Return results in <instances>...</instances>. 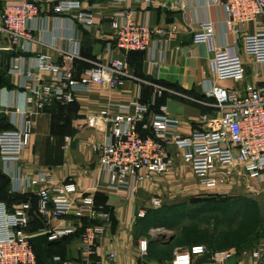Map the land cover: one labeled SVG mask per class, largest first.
<instances>
[{"label":"built area","instance_id":"2783aa9c","mask_svg":"<svg viewBox=\"0 0 264 264\" xmlns=\"http://www.w3.org/2000/svg\"><path fill=\"white\" fill-rule=\"evenodd\" d=\"M40 1L20 0L5 3L0 9V49L16 51L10 56L6 73L14 86L0 88V111L6 112V121L11 126L0 130V170L10 180V193L30 195L28 200L11 207L0 200V264H39L30 237L42 232H49V238L55 240L78 232L84 264H102L100 250L111 214L96 202L100 184L133 198L142 184L164 176L174 165L175 156L190 166L200 187L215 194L226 195L227 188L237 178L264 182V87L250 84L242 93L237 88H224L210 82L206 95L215 102L205 104L211 105L215 114L203 113V125L185 135L180 131V119L171 115L166 105H161L158 111L151 107L164 94L188 96L157 81L137 77L130 72L126 56L130 51H143L159 61L175 38V28L165 29L137 21L130 5L119 16L111 18L114 36L108 43V49H117L124 56L112 57L109 63L92 61L78 75L74 61L82 59V40L72 36L68 39V49L55 47L61 61L50 53H36L30 56L31 67L26 68L27 54L32 52L35 42L33 23L40 17ZM51 1L55 14H70L76 29L92 26L93 14L83 9L82 0ZM112 1L126 3L129 0ZM131 1L147 6L152 2ZM211 2L224 10L225 22L235 43L219 45L212 21L200 23L193 35L194 42L205 43L213 53L210 69L218 78L241 81L245 77V63L239 43L247 54L264 63V26L254 34L244 32L247 23L264 19V0ZM2 65L3 60H0V67ZM129 79L151 88L150 101L144 102L140 95L127 102L111 101L87 118L90 127L106 132L104 139L93 146L99 156L100 176L92 186L82 190L73 181L56 182L47 171L31 176L24 172L22 156L31 143L35 115L53 103L74 102L77 93L90 92L96 84L117 90ZM69 140L67 137V144ZM33 198L44 224L38 232L29 231ZM152 203L159 207L161 200L155 196ZM145 214V210L137 212L138 217ZM68 216L77 219L80 225L54 226V220ZM85 219L90 221L86 226L81 223ZM139 247L141 254L146 255L147 239H140ZM237 255V250L232 248L210 251L204 244L194 245L177 251L173 263L193 264L204 257L199 264H228ZM240 255L250 256L256 264H264V240L250 250H241ZM109 257L112 259L114 254L110 253ZM53 259L61 260L59 256Z\"/></svg>","mask_w":264,"mask_h":264},{"label":"crops","instance_id":"0c3cea01","mask_svg":"<svg viewBox=\"0 0 264 264\" xmlns=\"http://www.w3.org/2000/svg\"><path fill=\"white\" fill-rule=\"evenodd\" d=\"M18 1L20 0H0V9L5 3ZM82 1L83 9L93 14L90 29L82 27L76 29L70 14L57 16L53 11L54 2L40 1V17L33 23L36 27L33 32L35 42L32 45V52L27 54L26 68L31 67L30 56L36 53H50L57 61H61V54L55 47L68 49L70 47L68 39L72 36H78L82 40V59L74 61V68L78 75L85 67L90 66L92 61L109 63L112 57L124 56V53L117 49H108V43L113 41L114 36L111 18L119 16L131 5L136 12L137 21L148 22L165 29H176L171 46L166 48L159 61L153 60L146 52H132L126 56L130 72L137 77L157 81L188 96L185 98L164 94L151 107L152 110L158 111L161 105H166L168 112L180 119L182 123L180 131L183 134L188 135L203 125L201 120L203 113L215 114V109L205 104V102L209 104L215 102L213 97L206 95L210 82L224 88H237L242 93L250 84L264 87V63L257 62L255 57L247 54L241 43L238 44L239 52L245 63V77L241 81L220 79L211 71L210 60L213 53L208 50L205 43L194 42L193 35L200 27V23L212 21L215 24L216 42L219 45H232L236 40L226 25L224 10L214 5L211 0H152L150 6L145 3L134 4L131 0L126 3L112 0ZM263 26L264 19L258 18L247 23L244 26V32L254 34L262 30ZM0 60H3L2 54H0ZM12 80L16 83L15 77ZM139 95L144 102H149L151 88L142 85L138 80L129 79L117 90H109L104 85L96 84L90 92L77 93L75 101L68 103L63 110L58 105L59 102L47 106L43 112L33 118L35 133L31 137L30 146L22 156L21 164L24 172L31 176L40 171H47L53 175L56 182H62L71 177L73 179L71 181L82 190L92 186L100 176L99 165L96 164L98 157L92 147L104 139L106 132L102 128L98 130L90 127L87 118L108 102H127ZM55 108H58L56 114L67 115L72 125L70 130H62L57 135L53 133L51 135L48 119L50 112ZM39 126L43 127L47 138H51L50 135L55 139L64 137L65 143L66 138L69 137L67 145L70 146V151H66L67 149L60 144V141L56 143L54 139L40 140L41 138L37 135ZM173 151L175 152V149ZM174 161L176 163L177 156L174 157ZM183 163L186 165L185 162ZM156 180L142 184L133 198L111 190L103 183L100 184L96 193V202L111 214L107 224V234L100 250L102 264H174L175 253L189 248L176 245L173 241L175 235L172 239L169 237L166 240L167 231L162 228H151L146 232V236L140 229L139 220L142 217H138L137 212L144 208L139 202L147 192V186H155ZM242 180L244 179L237 178L227 188V192L234 186L239 187ZM245 180L249 181L255 190L264 194V182L257 179ZM86 222V219L81 220L83 225ZM53 223L54 226L64 223L80 225V222L72 216L56 219ZM147 235L156 238H149ZM140 239L148 241L146 255L141 254ZM50 253L53 258L56 256L61 258L60 262L54 261L55 264H84V255L79 247L78 236L58 239V243L50 247ZM110 253L114 254L112 259L109 257ZM202 260L204 257L198 258L193 264H199ZM232 260L228 264H256L250 256L235 257Z\"/></svg>","mask_w":264,"mask_h":264},{"label":"rangeland","instance_id":"374dc122","mask_svg":"<svg viewBox=\"0 0 264 264\" xmlns=\"http://www.w3.org/2000/svg\"><path fill=\"white\" fill-rule=\"evenodd\" d=\"M58 105L63 110L67 103ZM57 111L58 108L53 109L48 119L51 135L52 133L57 135L62 130H70V125H72L67 115H57ZM44 132L43 127L37 128L40 140L52 141L54 139L56 143L60 141V144L67 149L66 151H70V146L67 142L64 143V137L55 139L50 135L51 138H47ZM94 153L98 157L96 163L98 166L99 156L95 151ZM89 161L93 163L92 160ZM183 162L177 156L176 163L174 161L175 164L171 169L164 176L157 178L156 185L147 186V192L139 202L146 211L143 220H139L143 235L146 236L148 226L166 230V240L171 235L179 238L183 237L187 231L196 230L209 237L207 242L211 243L213 249L232 248L238 252L236 257H246L240 255L241 250H250L264 240V194L251 187L247 180H242L239 187L234 186L226 195L202 189L198 187L190 166L184 165ZM71 180L73 179L70 177L65 181ZM153 196L160 198L159 207H155L151 202ZM244 199L252 200V202L249 203ZM255 203V216L248 214L253 220L245 221L244 219L241 222V219L248 213L249 206L252 207ZM35 225L42 226L39 220L35 221ZM147 237L156 238L152 235H147Z\"/></svg>","mask_w":264,"mask_h":264},{"label":"trees","instance_id":"16d2710c","mask_svg":"<svg viewBox=\"0 0 264 264\" xmlns=\"http://www.w3.org/2000/svg\"><path fill=\"white\" fill-rule=\"evenodd\" d=\"M132 52H140V53H144L143 51H130L129 53H132ZM128 53V54H129ZM3 86H8V87H13V83L10 79V77L7 75V74H3L1 77H0V88L3 87ZM9 123L7 121H3L0 123V130L2 129H5V128H11L10 125H8ZM30 198V195L29 194H13V193H10V180L8 178L7 175H5L1 170H0V200H3L5 201L10 207L13 206L14 204L18 203V202H21V201H25V200H28ZM244 198V197H243ZM246 201H248L249 203L252 202V200H248V199H244ZM33 202V209L31 211L32 213V222H31V225H30V228H29V231L31 232H38L40 229L43 228V222L41 220V218L39 217L38 213H37V208H36V199L33 198L32 200ZM239 202V201H238ZM242 203V200L240 201ZM256 210V203L251 207L249 206V209H248V213L241 219V222L244 221H252L253 219L249 217V215H252L255 216V211ZM249 214V215H248ZM146 216V214H145ZM144 216V217H145ZM248 216V217H247ZM140 218V220H143V218ZM39 220L40 223H41V227H39L38 225L36 226L35 225V221ZM87 222L84 224L85 226L89 224V220H86ZM240 222V221H239ZM152 226H148L149 229H151ZM148 231V230H147ZM75 236H78V232H76L75 234L73 235H69V236H65L59 240H62V239H66V238H69V237H75ZM208 236L205 235L204 233H199L197 232L196 230H190V231H187L185 232V234L183 235V237H174L173 241L176 245L178 246H181V247H192L194 245H206L207 248L210 250V251H214V250H218V249H223V248H217V249H213L211 247V243H208ZM58 243V242H57ZM55 243V244H57ZM53 244H51L49 246V249H48V253H49V256L51 258V260L53 261L54 263V259H53V256L51 255L50 253V247L52 246ZM39 264L40 261H39ZM55 264V263H54Z\"/></svg>","mask_w":264,"mask_h":264},{"label":"water","instance_id":"95a60500","mask_svg":"<svg viewBox=\"0 0 264 264\" xmlns=\"http://www.w3.org/2000/svg\"><path fill=\"white\" fill-rule=\"evenodd\" d=\"M16 51L14 49H0V54L3 55V65L0 67V77L3 74L8 72L9 64H10V56L15 54ZM8 116L5 111H0V123L6 121ZM49 232H42L38 234H34L30 237V240L33 242L37 257L41 264H54L51 260L48 249L51 244H55L58 240L50 239ZM173 238V235L170 236V239Z\"/></svg>","mask_w":264,"mask_h":264}]
</instances>
